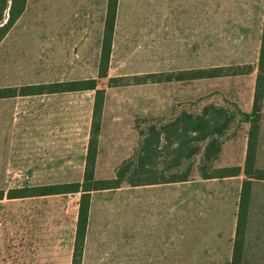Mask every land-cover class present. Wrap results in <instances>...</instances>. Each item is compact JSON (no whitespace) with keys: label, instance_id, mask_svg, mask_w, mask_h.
I'll return each mask as SVG.
<instances>
[{"label":"rangeland","instance_id":"374dc122","mask_svg":"<svg viewBox=\"0 0 264 264\" xmlns=\"http://www.w3.org/2000/svg\"><path fill=\"white\" fill-rule=\"evenodd\" d=\"M256 1L121 0L124 10L112 40L106 78H98L95 40L77 41L76 47L72 42L61 49L56 39H46L45 47L40 49L43 54L38 56L40 64L29 71L0 73V83L40 86L95 80L96 89L103 91V105L96 136L94 180L106 181L108 186L113 185L118 168L139 151L149 123L166 125L182 113L199 115L209 106L222 108L232 117L223 140L240 138L226 146V153L233 152L238 159L246 129L240 113L252 111L261 41L253 38L254 32H247L243 15L236 20L232 17V8ZM99 4L100 0H36L40 17L66 21L90 20ZM94 99L95 91H78L0 101V240L11 239L14 230L27 223L59 222L58 214L63 223L70 222L79 207L80 194L11 199L7 195L82 183L81 163L66 167L65 161H58L59 146L52 143L50 136L77 133L79 148ZM20 113L62 115L71 126L64 133L65 128L55 126L23 130ZM40 122L49 124L47 119ZM52 122L59 125L65 120L57 118ZM38 148L43 151L36 152ZM29 150V155L34 156L32 167L24 165ZM199 155L182 161L180 167L164 176L178 180L190 173L191 177L198 174L200 167L204 173H211L214 164L203 163ZM159 162L165 163V159ZM163 163L159 170L165 168ZM242 181L243 176L231 180L230 197L221 201L223 208L231 209V215L235 209L233 183L240 192ZM121 186L130 185L124 182ZM205 206H214L212 195ZM249 210L245 241L248 260L244 264H264V183L253 187Z\"/></svg>","mask_w":264,"mask_h":264},{"label":"crops","instance_id":"0c3cea01","mask_svg":"<svg viewBox=\"0 0 264 264\" xmlns=\"http://www.w3.org/2000/svg\"><path fill=\"white\" fill-rule=\"evenodd\" d=\"M107 5L108 0H100V4L93 9V18L90 20L66 21L40 17L36 0H26L23 13L0 41V73L29 71L31 66L40 64L38 56L43 54L40 49L45 47L46 39H56L61 49L72 42V46L76 47L77 41L95 40L94 51L98 56L99 69ZM123 10L124 6L121 0H118L112 40L116 38ZM232 10V17L236 20L238 15H243L248 25L247 32H254L253 38L262 41L264 0H257L250 6L235 7ZM7 18L8 15H5L0 27L6 23ZM26 84L0 83V89L22 88L26 87ZM55 94L63 93L17 96L0 101ZM93 105L92 101L91 114L86 123L87 130L85 137L78 141L79 148L76 147L77 133H73V136H50L52 143L59 146L57 160L65 161L66 167L81 163L85 168L93 122ZM57 118L65 122L53 125L52 121ZM19 119L23 130L34 126H55L65 128L64 133L68 132L66 128L71 126L67 117L62 119V115L55 114L20 113ZM45 119L49 120V124L40 122ZM243 124L246 129L241 137L238 159L233 152L226 153V146L228 148L233 145L234 139H240L233 137L223 140L221 152L213 162V169L216 170L239 168L240 173L237 176L204 179L198 173L187 181L92 191L89 194L86 226L81 240H77L78 207L71 215L69 223H63L61 215L58 214L59 222L27 223L14 230L15 235H12L11 239L0 240V264H73L74 260L77 264H231L240 198L236 182L233 183V215L231 209L221 206V201L230 197L231 180L242 176L246 180L243 169L250 124ZM42 151L40 148L36 150L38 153ZM30 152L26 151L28 156L24 164L28 167L34 165L31 163L34 156H30ZM254 167L264 170V96L258 122ZM251 183L241 264L248 260L245 241L250 226L249 207L253 187L264 181L252 180ZM210 195L214 201L212 207L205 206Z\"/></svg>","mask_w":264,"mask_h":264},{"label":"trees","instance_id":"16d2710c","mask_svg":"<svg viewBox=\"0 0 264 264\" xmlns=\"http://www.w3.org/2000/svg\"><path fill=\"white\" fill-rule=\"evenodd\" d=\"M25 1L26 0H0V24L3 22L5 15H8L6 23L0 27V41L15 20L23 13ZM117 1L118 0H108L102 51L98 69V78L101 79L107 77V66L111 52ZM257 70L252 111L249 114L240 113V116L243 117L242 122L249 123L250 128L248 132L246 162L243 169L246 180L243 181L240 191L236 234L231 264H241L248 205L251 195V181H264V170H259L254 167L258 122L264 96V32L261 41ZM96 87L95 80H86L54 83L50 85L26 86L22 88L0 89V99L39 94L87 90L95 91L91 137L88 142L82 183L38 187L32 190L13 191L7 195V197L11 199L55 194H80L77 240H81L83 237L86 226L90 192L116 189L124 182L133 187L139 185L187 181L190 177V173H187L184 177L178 180H175L174 178L168 179L164 175L167 172L180 167L182 161L190 160L199 154H201V156H199L203 163H213L221 152L224 134H226L232 124V117L227 115L224 109L213 106L205 107L199 115L182 113L179 117H176L166 125L149 123L147 132L144 135L145 139L142 141L139 151H136L137 153L134 154L131 159L118 168L113 185L108 186L106 181L99 182L94 180L97 156L96 136L100 130L99 119L103 105V91L97 90ZM162 143L164 144V147L161 145ZM160 159H165V163L162 162L165 164V168L162 170H159L162 163H157ZM198 169L199 175L204 179L233 177L240 173L239 168H225L219 170L212 168V174L204 173L202 170L203 168L201 167ZM2 196L3 194L0 193V197ZM73 264H77L76 260H74Z\"/></svg>","mask_w":264,"mask_h":264}]
</instances>
